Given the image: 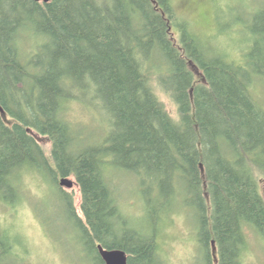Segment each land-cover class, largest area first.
Listing matches in <instances>:
<instances>
[{"label":"trees","instance_id":"trees-1","mask_svg":"<svg viewBox=\"0 0 264 264\" xmlns=\"http://www.w3.org/2000/svg\"><path fill=\"white\" fill-rule=\"evenodd\" d=\"M240 22L245 46L232 57L171 0H0V205L20 202L25 170L55 187L73 176L82 216L71 193L59 198L91 262L103 264L100 245L127 264H161L157 225L181 201L203 264H241L248 231L264 239V100L253 90L264 86V4ZM70 101L103 115L95 145L67 118ZM31 130L51 142L50 159ZM118 171L138 178L140 218L118 201ZM16 241L0 224V264L23 262Z\"/></svg>","mask_w":264,"mask_h":264},{"label":"rangeland","instance_id":"rangeland-1","mask_svg":"<svg viewBox=\"0 0 264 264\" xmlns=\"http://www.w3.org/2000/svg\"><path fill=\"white\" fill-rule=\"evenodd\" d=\"M171 3L176 14L186 20L192 32L213 51H228L232 57H239L247 34L240 22L244 20V9L252 13L264 4V0H171ZM233 21L236 22L234 26L230 25ZM154 87L168 112L176 117L174 102L157 83ZM253 90L260 100H264V86L256 85ZM66 115L77 127L83 144L95 145L99 137L103 138L107 126L98 107L70 101ZM30 133L50 159L52 145L49 139L34 130ZM118 172L120 174H112L110 178L122 209L130 217H142L143 202L137 189L138 178ZM70 179L74 181L72 188L55 187L43 174L25 170L20 202L15 206L0 205V224L8 227L18 240L16 253L21 254L23 260L19 264H93L68 223L65 205L59 198L60 190L71 193L73 207L82 216L80 190L75 178L71 176ZM259 184L264 196V176L259 179ZM193 212L180 201L175 212L163 218L161 214L156 231L161 264H203L195 240L197 222ZM241 264H264V239L253 234L252 230L248 231V245L242 253Z\"/></svg>","mask_w":264,"mask_h":264},{"label":"water","instance_id":"water-1","mask_svg":"<svg viewBox=\"0 0 264 264\" xmlns=\"http://www.w3.org/2000/svg\"><path fill=\"white\" fill-rule=\"evenodd\" d=\"M37 2H49L50 0H34ZM59 184L66 188H72L74 181L69 177H62L59 180ZM99 254L103 260V264H127L126 253L121 249H105L102 246H98Z\"/></svg>","mask_w":264,"mask_h":264},{"label":"flooded vegetation","instance_id":"flooded-vegetation-1","mask_svg":"<svg viewBox=\"0 0 264 264\" xmlns=\"http://www.w3.org/2000/svg\"><path fill=\"white\" fill-rule=\"evenodd\" d=\"M70 177H71V176H70ZM70 177H69V178H70ZM59 179H60V178H59ZM58 185L61 186V185L59 184V182H58Z\"/></svg>","mask_w":264,"mask_h":264}]
</instances>
